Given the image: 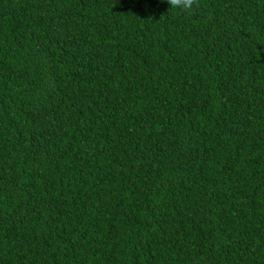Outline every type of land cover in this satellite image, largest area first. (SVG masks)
Masks as SVG:
<instances>
[{
  "label": "trees",
  "instance_id": "trees-1",
  "mask_svg": "<svg viewBox=\"0 0 264 264\" xmlns=\"http://www.w3.org/2000/svg\"><path fill=\"white\" fill-rule=\"evenodd\" d=\"M0 264H264V0H0Z\"/></svg>",
  "mask_w": 264,
  "mask_h": 264
},
{
  "label": "clouds",
  "instance_id": "clouds-1",
  "mask_svg": "<svg viewBox=\"0 0 264 264\" xmlns=\"http://www.w3.org/2000/svg\"><path fill=\"white\" fill-rule=\"evenodd\" d=\"M170 9L178 10L181 13H191L195 0H166Z\"/></svg>",
  "mask_w": 264,
  "mask_h": 264
}]
</instances>
